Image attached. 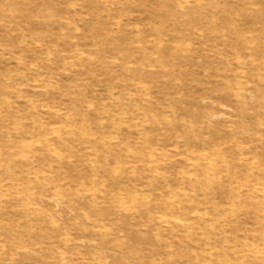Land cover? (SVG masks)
<instances>
[{"label": "rangeland", "instance_id": "1", "mask_svg": "<svg viewBox=\"0 0 264 264\" xmlns=\"http://www.w3.org/2000/svg\"><path fill=\"white\" fill-rule=\"evenodd\" d=\"M0 264H264V0H0Z\"/></svg>", "mask_w": 264, "mask_h": 264}]
</instances>
